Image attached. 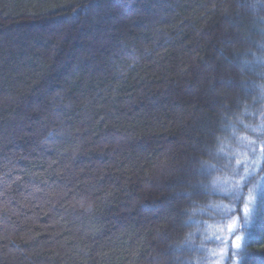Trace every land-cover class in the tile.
<instances>
[{
  "label": "trees",
  "instance_id": "obj_1",
  "mask_svg": "<svg viewBox=\"0 0 264 264\" xmlns=\"http://www.w3.org/2000/svg\"><path fill=\"white\" fill-rule=\"evenodd\" d=\"M263 126L264 0H0V264H216Z\"/></svg>",
  "mask_w": 264,
  "mask_h": 264
},
{
  "label": "rangeland",
  "instance_id": "obj_2",
  "mask_svg": "<svg viewBox=\"0 0 264 264\" xmlns=\"http://www.w3.org/2000/svg\"><path fill=\"white\" fill-rule=\"evenodd\" d=\"M263 130H264V126H263ZM255 152L253 153L252 156H250V152H248V154H245L242 158V172H245L247 174H245V179L247 181H249V183L251 182V180L249 178H252V181L255 182L253 183L252 186V190L251 188L250 190L248 189L247 194L248 197L245 198V202L244 205L242 207V217H241V221H239L237 219V215L234 216L232 218V222L231 224L228 226L229 229V235L227 236L226 239H224L222 242L223 245V251H222V255L219 256V261L216 264H234V258L232 256V250H230L228 252V244H229V248L230 247H234L235 245V240L237 237H242V235L240 234V230L241 227L244 226L245 224V219L247 217V215L249 214L250 210H251V205H252V200L254 199V196L260 186V178H262V176H264V140L262 141V144L256 145L255 146ZM237 164L235 165L236 168ZM236 174H237V168H236ZM259 179V180H258ZM245 180V181H246ZM264 180V179H263ZM248 182L244 183L245 185H247ZM248 183V184H249ZM252 201V202H251ZM218 236L222 237V234H219ZM227 245V246H226ZM226 246V247H224ZM226 259H228L226 261ZM227 262V263H225Z\"/></svg>",
  "mask_w": 264,
  "mask_h": 264
},
{
  "label": "snow or ice",
  "instance_id": "obj_3",
  "mask_svg": "<svg viewBox=\"0 0 264 264\" xmlns=\"http://www.w3.org/2000/svg\"><path fill=\"white\" fill-rule=\"evenodd\" d=\"M245 226L250 228L251 223L246 222ZM245 239H246V237H237L235 240V245H234L235 249L241 253V260L242 261L244 260V258L246 256Z\"/></svg>",
  "mask_w": 264,
  "mask_h": 264
}]
</instances>
